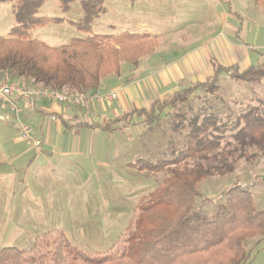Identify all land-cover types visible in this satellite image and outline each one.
Here are the masks:
<instances>
[{
    "label": "rangeland",
    "instance_id": "374dc122",
    "mask_svg": "<svg viewBox=\"0 0 264 264\" xmlns=\"http://www.w3.org/2000/svg\"><path fill=\"white\" fill-rule=\"evenodd\" d=\"M82 1L75 0L70 12L64 13L59 0H47L39 16L60 18L62 22L33 30L32 39L57 48L69 45L73 39L86 38L88 34L70 24L83 18ZM130 1L127 2L129 6ZM173 1L176 5L170 12L176 15V25L172 28L176 31L195 30L194 34L202 38L208 34H201L198 30L212 31L220 23L222 11L230 9L247 13V16L243 15L246 20L242 27H239L244 34L234 37L238 42L242 39L240 43L249 48L252 65L261 63L264 55V10L260 16L255 14V6L250 7L253 0ZM16 3L17 0H11L0 5L2 38L8 37L16 25L13 14ZM110 20L109 15L95 20L91 34L121 33L119 22L114 31ZM128 31L134 32V29L128 28ZM109 44L111 49L118 51L115 41ZM177 54L167 53L161 56V60L173 63L179 59ZM110 59L113 63V53ZM260 83L259 89L248 83H235L223 74L221 89L214 94L202 92L190 96L175 109H167L152 129L133 126L125 133L102 134L94 146L90 144L80 150L84 157L73 156L77 149L68 148V140L55 135L50 145L43 147V154L38 155L31 141L13 143L14 136L18 135L14 130L13 140L1 142L0 139V145L13 149L8 160L0 157V161L6 163L0 166V250L13 247L30 251L38 238L47 233L61 232L74 249L90 257L100 258L113 252L135 232L141 208L172 179L171 170L175 165L161 171L145 169L144 165L145 162L156 164L163 159L172 160L184 150L188 129L175 133L173 128L182 123L183 118L187 124L196 116H200V122L205 116H214L218 124L226 125L230 130L224 134L220 151L235 150L231 138L235 130L230 129L235 121L253 108L264 114V78ZM64 151L71 153L65 152V155ZM241 153L237 151L238 159L232 172L215 174L198 183L199 197L194 209L212 216L225 192L240 185L250 191L256 211H264V152L250 148L244 152L245 157L239 159ZM20 154L24 155L14 160ZM139 160L143 161L141 166L138 165ZM229 161L232 162L231 157ZM195 162L190 159L176 167L179 170L186 165L191 168ZM136 163L142 170L129 167ZM211 164L217 165V162L212 161ZM246 248L253 252L245 264H264V240H249Z\"/></svg>",
    "mask_w": 264,
    "mask_h": 264
},
{
    "label": "trees",
    "instance_id": "16d2710c",
    "mask_svg": "<svg viewBox=\"0 0 264 264\" xmlns=\"http://www.w3.org/2000/svg\"><path fill=\"white\" fill-rule=\"evenodd\" d=\"M11 0H0V5ZM47 0H17L13 14L16 25L8 37H0V82L8 77L25 87L51 88L63 93L91 94L102 81L120 73L124 61L136 63L151 51L153 40L146 34L128 32L117 35L92 33V24L106 13L104 0L81 2L84 16L70 24L88 34L84 39H73L67 46L50 47L32 39V31L48 24H59L60 18L39 16ZM75 0H59L64 13L71 10ZM264 2V0H257ZM115 41L118 51L111 49ZM110 47V48H109ZM113 53V63L110 56ZM227 74L235 83H257L264 77V67H250L244 72L234 68L216 66L214 77L182 89L164 102H155L150 109L134 112L140 125L151 128L163 118L167 109L187 101L195 94H214L221 89V76ZM127 117L108 124L107 132L122 129ZM177 124L173 131L187 128L184 150L172 160L156 164L145 162L144 168L161 171L175 165L171 180L140 210L136 230L113 252L103 257H90L74 249L61 232H52L38 238L30 251L8 247L0 250V264H245L253 250H247L249 240H264V211H256L252 195L240 185L226 191L222 202L209 216L194 209L199 197L198 183L215 174L224 175L234 170L237 151L259 148L264 152V114L253 108L239 117L231 131L235 150L220 151L226 125L218 124L214 116L193 117ZM116 126V127H115ZM152 129V128H151ZM175 152H173L174 154ZM229 157L232 158L230 163ZM196 160L183 170L176 165ZM203 161L206 164H203ZM216 161L217 165L211 162ZM143 161L139 160L141 166ZM136 164L129 167L138 168ZM142 170V169H140Z\"/></svg>",
    "mask_w": 264,
    "mask_h": 264
},
{
    "label": "crops",
    "instance_id": "0c3cea01",
    "mask_svg": "<svg viewBox=\"0 0 264 264\" xmlns=\"http://www.w3.org/2000/svg\"><path fill=\"white\" fill-rule=\"evenodd\" d=\"M127 2L128 0H104L105 15L110 16L112 30L116 31V24L119 22L122 26L121 33L146 34L150 37L149 40H153L154 47L140 56L136 63L122 62L120 73L106 77L99 89L94 91L101 95L116 91L117 99L112 102L95 101L81 108L39 102L34 113L25 109L21 115H16L6 105H0L1 142L13 140L15 130L18 135L14 136L13 143H23L20 129L21 124L26 123L33 128L35 137L42 141L38 155L43 154V147L50 145L55 135L65 137L70 143L68 148L77 149L73 156L84 157L80 150L93 145L98 136L125 133L133 126L142 127L140 119L136 115L131 116L134 112L148 110L155 102H164L182 89L208 81L216 74V66L234 68L239 72L250 67H264V55L261 63L252 65L249 48L240 43L242 39L238 42L234 37L243 33L239 27L246 20L243 15L247 16V13L233 12L230 9L228 12L222 11L220 23L212 31L198 30L201 34H208L202 38L201 35L194 34L195 30L176 31L172 28V25H176V15L170 12L176 5L173 0H131L130 6ZM253 3L250 7L255 6V14L259 13L260 16L264 10V2L253 0ZM253 24L257 26L258 23L254 21ZM128 28H133L134 32H129ZM167 53H178L176 58L179 59L173 63L161 60V56ZM248 84L259 88L261 83ZM19 106L24 107V104L19 102ZM124 117L127 119L119 123L123 125L122 129L111 132L104 130L108 124ZM12 151V148L0 145L2 160L7 159ZM65 152L71 153L64 151V154ZM22 155L24 154L14 160ZM3 162L0 161V166L6 164Z\"/></svg>",
    "mask_w": 264,
    "mask_h": 264
},
{
    "label": "built area",
    "instance_id": "2783aa9c",
    "mask_svg": "<svg viewBox=\"0 0 264 264\" xmlns=\"http://www.w3.org/2000/svg\"><path fill=\"white\" fill-rule=\"evenodd\" d=\"M117 99V92L112 91L109 94L101 95L98 92L85 93H63L51 88H35L25 87L16 82L11 81L8 77L0 82V105H6L16 115H21L26 109L30 113H34L39 102L68 104L76 108H81L92 104L95 101L112 102ZM19 102L24 107L19 106ZM53 120L55 117L52 118ZM21 139L23 141H31L37 153L40 152L42 141L35 138L33 128L26 123L21 124Z\"/></svg>",
    "mask_w": 264,
    "mask_h": 264
}]
</instances>
